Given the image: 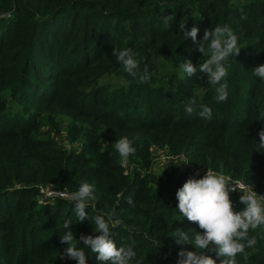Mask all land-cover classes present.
<instances>
[{
    "label": "trees",
    "instance_id": "16d2710c",
    "mask_svg": "<svg viewBox=\"0 0 264 264\" xmlns=\"http://www.w3.org/2000/svg\"><path fill=\"white\" fill-rule=\"evenodd\" d=\"M170 15L166 27L163 17ZM0 16V264H78L60 258L67 247L60 237L69 230L63 226L54 225L52 237L29 251L22 241L24 224L40 229L55 218L54 224L71 220L73 234L97 235L90 219L80 223L74 202H61V215L60 207L35 200L40 190L72 193L85 182L94 186L89 217L112 214L111 239L136 252L129 264H177L181 250L201 254L194 244L176 242L177 230L190 239L202 230L169 200L198 178L177 170L163 180L146 173L152 147L185 153L196 168L242 180L264 196V150H256L264 129V80L253 74L264 64V0H0ZM217 25L229 27L241 48L223 61L228 97L222 102L206 73L188 77L181 69L185 59L197 68L206 59L184 32L197 27L199 41ZM114 48L132 50L138 75L129 76V88L98 92L103 79H126ZM163 60L175 62L174 69L162 72ZM145 66L149 79L141 82ZM190 98L196 104L188 114ZM202 104L212 109L210 119L199 115ZM65 109L74 122L66 128L70 143L81 135L78 154L63 150L48 132L39 135ZM103 134L110 137L106 147ZM122 137L135 148L127 161L143 176L126 173L112 146ZM234 196V211L244 210ZM249 235L257 244L246 247L237 264H264V225ZM85 252L87 264H104ZM203 254L219 264L216 251Z\"/></svg>",
    "mask_w": 264,
    "mask_h": 264
},
{
    "label": "clouds",
    "instance_id": "9594fccd",
    "mask_svg": "<svg viewBox=\"0 0 264 264\" xmlns=\"http://www.w3.org/2000/svg\"><path fill=\"white\" fill-rule=\"evenodd\" d=\"M173 17L164 16L163 21L166 27H171ZM184 28V24H183ZM199 29H192L185 33V39L191 37L197 50L206 59L199 68L193 65L190 60L185 59L181 65L182 72L188 77H193L197 71L206 73L208 83L215 87L217 102L227 99L228 85L221 83L227 76V70L223 61L239 55L241 48L238 46V38L227 26L217 25L214 29L209 28L204 31L202 40H197ZM207 45V47H206ZM112 55L122 65L124 70L136 77L138 75L139 63L131 49L118 50L114 48ZM253 74L264 80V64L254 68ZM149 79L148 68L145 66L144 72L140 75L141 82ZM195 99H189L186 105V112L191 114L194 111ZM199 115L202 118L210 119L212 109L206 105H201ZM259 144L256 150H264V129L258 133ZM114 150L123 161H127L131 154L135 153L132 142L127 137H122L113 143ZM188 163V162H184ZM240 191V202L246 207L244 210L236 212L230 199V193ZM94 186L87 182L82 183L79 190L72 193L58 192V196L74 202L76 215L82 223L86 218L90 219L94 225V232L97 235L81 234L79 240L70 230L71 220L64 222V235L60 237L62 244H67L61 259L68 258L76 260L78 264H87V254L85 248L98 253L97 259L104 264H129L135 258L136 252L131 246L125 248L117 247L111 239L110 222L113 220L112 214H98L89 217L86 209L91 201L95 200ZM179 212L188 221L198 224L202 232H196L190 239L189 234L177 230L176 242L191 243L200 250L201 254L192 251L181 250L178 253L177 264H217V259L211 255L203 254L206 251H216L220 258L219 264H237L236 257L245 253V249L252 248L257 244L255 236H250V230L255 231L264 225V196L258 195L252 186L233 182L230 177L218 173L211 168H207L206 174L200 178H190L180 188L177 193ZM132 203L131 199L128 201ZM112 227L116 223L111 224ZM83 242V247H78L79 242ZM160 241L157 242V245ZM245 259L247 256L245 255Z\"/></svg>",
    "mask_w": 264,
    "mask_h": 264
},
{
    "label": "rangeland",
    "instance_id": "374dc122",
    "mask_svg": "<svg viewBox=\"0 0 264 264\" xmlns=\"http://www.w3.org/2000/svg\"><path fill=\"white\" fill-rule=\"evenodd\" d=\"M2 16H0L1 18ZM167 60H163V63H165L164 66V71L162 72H168L174 69L175 67V62H168V64L166 63ZM126 73V79L122 80L120 77H115L112 76L110 78H106L100 81L99 86L97 91L98 92H103V89L105 88L107 90V93H113V91H115L116 89H123L122 87H126L129 88V76L130 74L127 73L126 71H124ZM161 75V74H159ZM130 77H133L132 75ZM137 77V76H136ZM136 77H134V79H136ZM93 91H87L86 95L90 96L91 98L94 97V95H92ZM97 95V94H96ZM112 95V94H111ZM134 96V95H132ZM112 97H114V95H112ZM64 107H69L68 109L70 110V106L67 104H63ZM67 109V108H66ZM63 110L62 115L60 117H55L54 122L55 125L52 124H47L46 126L43 127L41 133L39 134L40 137L43 136L44 133H49V139L53 140L57 145H59V147L63 148V150H65L66 152H73V153H81L82 151V145L80 142L79 143V139H81V135L80 133H78V138L73 141V143H70V138L68 136L67 130L66 128L68 127L69 124H73V117L72 116H65L64 113H66L67 110ZM72 114V113H71ZM73 115V114H72ZM61 124H63L61 126V130L56 131L52 128L58 127ZM76 129L78 128V125L75 124ZM101 144L102 146L106 147L108 145H110V137L107 134H103L101 136ZM151 157H152V166L151 168L146 171V173H149L153 176H155L157 178V180H163L165 177L169 176V175H173L174 173H176V170L179 172H183V173H188L189 175L193 174L195 177H198L199 179L202 178L206 172L207 169L204 168H196L192 163H190L189 159L187 158V154L185 153H174L169 149H160L158 147H152L151 148ZM184 162H188V163H184ZM122 165L124 167V169L126 170V173H128L129 177H133L135 175H137V173L141 176H143V171L136 169L134 167V165H132L130 162L128 161H123L122 160ZM205 170V171H204ZM134 171H136V173L134 174ZM178 174V173H177ZM159 188V184L157 183L155 185V189ZM19 189V188H18ZM46 190H50V189H43V191ZM57 191V190H54ZM63 192V191H60ZM40 195V193H39ZM234 197H238V196H234ZM36 201H38V203H43V198L41 196H38L37 198H35ZM169 200L173 203L174 201L178 202L177 199V195H171V198H169ZM61 202H71V200H64V201H47V203L56 205L58 207H60L62 209L61 211V215H63V206L61 205ZM89 213V212H88ZM89 215V214H88ZM57 218L54 219V221L51 223L52 226L50 227H42L40 229L36 228L33 229L32 227L27 228L24 224V228L25 230V235L23 238V243L24 245H26L25 249H27V251H29V245H31L32 243H36L37 240L40 242L44 237L46 239H49L50 237H52V228L54 225H58L57 229L59 227H62L64 225V221L62 218H60L57 222V224H54L55 220ZM95 232H91V234H93ZM83 234L82 232H76L74 233V236L77 238V240H79L80 235ZM78 236V237H77ZM87 236V235H85ZM55 237H57V235H55ZM81 242V241H80ZM79 242V243H80ZM15 246V244L12 245V248ZM79 246V245H78ZM24 248V247H22ZM98 256V253L94 252L93 258L96 259ZM33 259H35V256H33Z\"/></svg>",
    "mask_w": 264,
    "mask_h": 264
},
{
    "label": "built area",
    "instance_id": "2783aa9c",
    "mask_svg": "<svg viewBox=\"0 0 264 264\" xmlns=\"http://www.w3.org/2000/svg\"><path fill=\"white\" fill-rule=\"evenodd\" d=\"M205 171V170H204ZM198 178V177H196ZM199 179V178H198ZM233 182H239V183H243V184H246V185H249L247 184L246 182L242 181V180H234V179H231ZM251 186V185H249ZM253 190L255 191V188L254 186H252ZM58 192L60 191H54V190H46V191H43V190H40L39 193H40V196L43 198V200L45 201H64V200H67V199H63L61 197L58 196ZM256 192V191H255ZM258 195H261L259 194L258 192H256ZM231 194H235L236 196H238L240 198V196L242 195V193L240 191H235V192H231ZM263 196V195H262Z\"/></svg>",
    "mask_w": 264,
    "mask_h": 264
}]
</instances>
